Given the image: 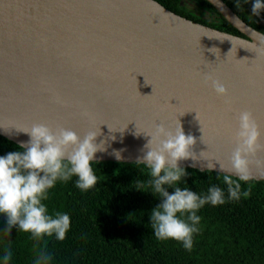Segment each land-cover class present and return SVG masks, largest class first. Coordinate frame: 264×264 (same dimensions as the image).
<instances>
[{
	"label": "water",
	"instance_id": "1",
	"mask_svg": "<svg viewBox=\"0 0 264 264\" xmlns=\"http://www.w3.org/2000/svg\"><path fill=\"white\" fill-rule=\"evenodd\" d=\"M207 1L244 37L156 0H0V126L10 128H0V136L18 145L29 137L11 127L33 124L80 138L96 132L103 151L92 162L135 163L150 139L136 127L148 133L156 124L174 130L180 123L195 141L194 157L180 166L203 172L212 161V171L223 174L219 162L226 165L236 146L241 111L251 113L264 143V52L255 47L261 41L264 48V33L223 0ZM180 5L206 15L192 0ZM244 10L264 27L263 18ZM205 73L225 85L226 96L204 83ZM261 171L250 166L252 180H264Z\"/></svg>",
	"mask_w": 264,
	"mask_h": 264
},
{
	"label": "trees",
	"instance_id": "2",
	"mask_svg": "<svg viewBox=\"0 0 264 264\" xmlns=\"http://www.w3.org/2000/svg\"><path fill=\"white\" fill-rule=\"evenodd\" d=\"M156 1L180 16L197 20L182 12L181 0ZM195 1L211 7L206 0ZM223 1L248 25L264 33V27L245 13L244 8L251 10V0ZM259 16L264 19V11ZM219 24L209 27L238 35L224 18ZM15 150H19L15 143L0 136V155ZM91 166L97 176L93 188L80 191L73 177L57 182L44 201L50 213L70 216L63 240L53 236L37 242L16 226L7 236L3 233L6 220L0 215V255L9 248V264H35L41 251L52 256L50 264H264V180L241 183V191H249L247 197L199 209L200 231L193 235V247L187 251L180 242L157 240L153 235L149 213L160 198L150 192L147 168L107 161L92 162ZM185 171L188 174L178 184L182 188L206 193L212 185L225 187L223 174L193 168Z\"/></svg>",
	"mask_w": 264,
	"mask_h": 264
},
{
	"label": "clouds",
	"instance_id": "3",
	"mask_svg": "<svg viewBox=\"0 0 264 264\" xmlns=\"http://www.w3.org/2000/svg\"><path fill=\"white\" fill-rule=\"evenodd\" d=\"M244 2L248 3V0ZM261 11H264V0H251V14L258 16ZM260 46L261 41L259 46L255 44L264 52ZM203 81L206 85L210 83L217 96L227 95L225 85L211 73H205ZM235 119L236 146L226 157V165L216 160L220 173H223L225 187L212 185L206 193L178 186L188 174L179 162L194 157L191 147L195 142L191 134L185 135L180 123L175 125L174 130L156 124L154 130L148 133L138 131L136 127V134L143 132L150 137L143 146L146 151L136 159L135 164L148 169L150 192L160 198L149 213L152 232L157 240L171 239L191 251L193 235L200 231L199 209L205 204L217 206L226 200L247 197L249 191H241V183L253 179L250 166L262 170L261 176H264V158L257 155L264 152V143L260 142L261 132L257 123L246 110ZM0 128L6 132L10 129ZM11 128L27 134L29 139L17 145L19 150L0 155V215L7 225L3 233L8 236L10 229L16 226L37 242L43 237L53 236L56 240H63L70 228V216L59 211L50 213L44 201L57 182H67L73 177L76 178L75 187L82 192L96 185L97 176L91 165L94 154L103 151L102 145L95 143L97 133L90 131L80 138L70 129L57 127L53 130L44 124H33L27 129ZM113 155L120 159L119 151L114 150ZM213 167L211 161L203 170L212 171ZM168 188L172 191L169 192ZM11 256V250L5 247L0 255V264H9ZM51 260L49 253L41 251L35 264H50Z\"/></svg>",
	"mask_w": 264,
	"mask_h": 264
},
{
	"label": "flooded vegetation",
	"instance_id": "4",
	"mask_svg": "<svg viewBox=\"0 0 264 264\" xmlns=\"http://www.w3.org/2000/svg\"><path fill=\"white\" fill-rule=\"evenodd\" d=\"M182 1V0H181ZM194 1L195 3L199 4L198 2H196L195 0H192ZM207 1V0H206ZM208 2V1H207ZM209 3V2H208ZM210 4V3H209ZM227 4V3H226ZM201 5L205 11H206V15L205 17L202 16V15H195V14H192L189 10L183 8L184 12L186 15L190 16V17H194L196 18V22L197 23H204L203 25H206V26H209V25H215V26H219V21H220V18L222 17L218 12L217 10L211 5V7L207 6V5H203V4H199ZM228 5V4H227ZM238 5V3H237ZM229 6V5H228ZM182 7V6H181ZM230 7V6H229ZM243 8V6H241ZM231 8V7H230ZM223 18V17H222ZM188 19V18H187ZM191 20V19H190ZM193 21V20H192ZM202 21V22H200ZM259 26V25H258ZM260 27H263V26H260ZM234 28V27H233ZM255 29V28H254ZM236 32H238V35L239 36H242L244 37V35L242 33H240L237 29H235ZM257 30V29H256Z\"/></svg>",
	"mask_w": 264,
	"mask_h": 264
}]
</instances>
